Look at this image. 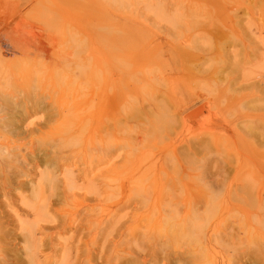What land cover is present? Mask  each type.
I'll use <instances>...</instances> for the list:
<instances>
[{"label":"bare ground","instance_id":"1","mask_svg":"<svg viewBox=\"0 0 264 264\" xmlns=\"http://www.w3.org/2000/svg\"><path fill=\"white\" fill-rule=\"evenodd\" d=\"M40 1H42V0H40ZM219 17H217V18H218V20L221 21V19H219ZM108 18L109 17H107V20H108ZM223 19H225V18H223ZM56 20L57 19H54V18H52V19L50 18L49 20H47V22L44 23L45 31H47L48 33L53 31V30L56 31L57 30L56 29L57 28ZM103 20H102V23L105 25V29L101 33V37L103 39L101 40V43H96V46H95V50L98 54L97 57H98L99 62H100V63L98 62L99 72H98V74H96L95 77L92 76L91 81H82L83 79H85V77L81 76V75H84L83 71L86 70L85 66H86V63H88L87 62L89 59L88 57H91V55H92L91 53H88L87 56L83 55L84 54L83 51L85 49H83V50L81 49L82 50V52H80V53H82L81 55H78V53L75 54V53L70 52L65 56H63V54H62L63 57L60 56L59 59H58V56L56 55V52H54L53 55H55L56 58L53 62L48 64L46 62L48 60L45 61V59L40 61V62H33V65L31 67H29L32 69L30 71H26L25 69H22V68H26L25 66H27V64L29 63L28 59L21 55V53L19 52V50L15 47V45L13 43H7L5 41L6 39L8 40V37H9L8 33H5L6 39H3L2 36L4 34L0 28V264H84V263L85 264H94V261L96 259L100 260L103 264H127L125 262V259H123L125 256L122 257L120 255L121 251L118 250V248L121 249L120 245H122L124 243L126 244V242H127V241H125L124 237H126V240L130 239V238H127V235L124 236V232L122 231V229H123L122 226L125 225V223H126L125 220L127 221V214L124 213V215H121V212L125 209L124 204H127L128 206L134 205V210H133V212L131 211V213H130L134 223H136L135 225L133 224L134 226H137L139 224L141 216L146 215L145 219L142 220V222H144V223L141 222L137 226L138 230L145 231V226L147 228L146 231L149 230L150 227H152V229L156 228L155 219L157 217L154 218V215H153V210H154V207L156 206L153 202L157 201L156 198L154 197L156 190H154V188L151 189V185L148 184L149 182H152L150 180L153 179L152 177H150L151 179L148 178L149 176L152 175V174L149 175L150 173L148 174L149 176L147 177L149 179V182H147L148 180L146 179L147 184H146V182L138 183V180H136L137 181V185H136L135 179L133 182L131 181L133 184H135V186H134L135 189L133 188L134 193L129 190L130 192H128V193H132L130 196L129 195H128V197L121 196L119 198L116 197L117 198L116 200L112 199L113 202L110 205L114 206L115 209L109 210V213H110V211L112 212L110 215L108 214L107 208L104 209V207L101 206V203H104V202L106 203L107 201L109 202V199L111 200L110 197L112 195H114V194L116 195L118 192L121 193L123 191V189L125 188V186L127 187V185H125L123 180L125 178L127 179V176L129 178V175L132 176L133 173H135L133 166H135L137 162L135 163V165L131 166L132 168H130V170L133 173L127 174V172H126L125 175H127V176H125V178H122L123 179L122 182L124 184L120 183V185H118L116 187H113V185H112V187H110V185L112 184L111 183L112 178L114 177V176H112L113 173H114V175L116 173V176H117V174L124 172V171L120 172V169L125 170V167L127 166V165H125V163H127V162H125L124 160H126V158H128V157L127 156L125 157L124 155H122V153L119 154V152H118L119 147H117L118 145H116V147H115V144L112 145L113 143H115V141L117 142L119 135L122 136V135L127 134V133L123 134L125 132L123 127L121 128L122 129L121 130V129H119L121 126H119V127L117 126L118 125L117 123H120L122 121L123 115L127 114L125 107L127 106V111H129V110L131 111L133 117H134L135 112H136L135 114H137V112H140V113H138V114H140L138 119L141 120V118H140L141 112H142V116H145L146 118H149L150 116L155 118L156 115L153 113L155 112V108L160 103V100H159L160 98H158L156 95H155L156 96L155 97L153 94H150L149 98H151L152 100L148 102L147 107H146V105L139 107V106H137V104H136V106H134L137 101H135L131 98V94L134 93V91L136 89H139V88H137L138 86L139 87L142 86V85L141 86L138 85L137 82L139 84H142V83L139 81H133V78L130 77V80H128V81L132 80V82H133V84H131L133 86H131V87L135 88L136 84L138 85V86H136L135 89L133 88V90H134L133 91L132 88L131 89L129 88V84H128L129 82L128 81H127L128 83L126 82V78H129V77H126V73H127L126 71L127 70L125 68H127V69L129 67L131 68L130 65H133V64L130 62L133 59H135V57L130 58V61H128L129 56L127 55V52L124 51V49H125L124 46L126 45V42H128L129 38L133 39V37H134L136 40L137 37L140 38L139 37L140 35L138 36V34L137 35L135 34L137 36L136 37L135 35L134 36L132 35L133 31L130 34V33L126 32L127 30L123 31L124 29L121 30V28L120 29L117 28V29L121 30V33H118V35L109 36L103 32H105L106 30H108L110 28H113V26H112V24H109L105 18ZM233 20H235V18ZM247 20H248V18H247ZM99 21H100V19L98 20V22ZM211 21H212L211 25H216V23L214 24L213 20H211ZM227 21H226V23H227ZM239 21H240V19L238 20V22ZM253 21L254 20H252V22ZM262 21H264V20H262ZM39 22L41 23L40 20H39ZM58 22H60V21H58ZM231 22H233V21H231ZM116 23H117V21H116ZM61 24H62V22H61ZM63 26H65V24ZM220 26H222V25H220ZM253 26H255V23L252 24V26H251L252 29H253ZM58 28H59V26H58ZM216 31H212V32H216ZM232 31H234V30H232ZM252 32H250V36L253 34H256V33H254V32L252 33ZM93 33H95V32H93ZM225 33H227V32L225 31ZM205 34L207 35L206 32H205ZM216 34H217V32H216ZM58 35L60 37V34H58ZM258 35H255V36H258ZM47 36L49 37L48 40H50L53 43L56 42V39L53 38L54 35H53V37H52V35H47ZM91 37H92V35H91ZM258 37L262 38L260 36H258ZM167 38H169V37H167ZM210 38H211V36H210ZM239 38L242 40L241 37H239ZM73 40L77 41V39H75V38ZM224 40H225V38H224ZM227 40H229V39H227ZM227 40H226V42H227ZM233 40L234 41H230V42H233V47L236 48V47H239L241 45L239 43V42H241V40H238L235 38ZM246 40H247V36H246ZM257 40H255V42H257ZM2 41H5V44H6L5 46L3 45L4 43ZM248 41H251L250 38L248 39ZM167 42H169V41H167ZM259 42H262V41L259 40ZM163 44H166V43H163ZM160 45H161L160 41H157L155 45H152L153 46L152 48L155 49ZM259 45L257 46L258 48H256V46L255 47L252 46L253 50H252V48H251V50H252L253 56H251V55L250 56L253 58L255 57V60L253 59V61H255L257 63L263 62L262 64L264 66V43H262V45L259 43ZM79 46H81V45H79ZM170 46H171V55L173 54L174 58L176 59L175 62H179L180 66H181L180 68L176 67V69L179 68V69L184 70L185 69L184 64L186 62L185 59L187 58V57H185L186 56L185 54L187 53V55L189 57V53L186 51V49L184 48L183 45H181L183 49L180 47V45H179V47L175 46V45H170ZM247 46H249V45H247ZM261 47H263V48H261ZM243 49L244 48L242 46V50ZM244 50H246V49H244ZM247 50H249V49H247ZM123 52H125L126 54H124ZM242 53H244V52H242ZM249 53H250V51H249ZM125 55H127L126 56L128 58L127 60L125 59L126 57L124 58ZM129 55H131V54H129ZM131 56H133V55H131ZM203 56H202L203 62L202 63L200 62L201 63L200 67L196 66L197 69H195L196 71H194L195 74H197V75H199V74L203 75L202 73H204L206 70H208V67H210V66H207V63H208L207 61H209V60H207ZM244 56H246V55H244ZM247 56L249 59L250 56L249 55H247ZM190 57H191V55H190ZM124 59L126 60V62H123V61H125ZM83 62H85V63H83ZM224 62H226V59H224ZM249 62H251L250 59H249ZM123 63L127 64V66L126 65L123 66ZM177 66H179V65H177ZM130 68L128 70H130ZM132 68L134 69V66H132ZM263 68H261V69L263 70ZM133 69L130 71L133 72ZM191 70L193 71L194 69L192 68V69H190V71ZM262 70H260V71H262ZM262 74H263V72H262ZM262 74H260L261 76H260L259 80L255 79V80L251 81L250 85H249L250 87H252V90H253L252 94L254 93L253 95H254L256 101L264 100V74L263 75ZM78 76H81L82 78L78 80L77 79ZM17 77L22 79L21 83L19 82L20 85L17 84ZM182 77L183 76L180 75L178 78H182ZM54 78L58 79L57 84L52 82ZM23 80H24V82H23ZM49 81H51V84H49L51 86L46 89V85ZM132 82H130V83H132ZM135 82H136V84H134ZM243 82H244V78L240 77L239 82H238V90H237L238 94H242L241 90H243V87H244ZM254 89H256V90H254ZM140 90L141 89H139V91ZM134 95H136V94H134ZM137 95H138V93H137ZM141 95H142V97H144L142 93H141ZM151 95H153L154 98ZM249 96H251V95H249ZM249 96H248V100H245V102L246 101L249 102ZM146 98H148V97H146ZM251 99H253V98L251 97ZM129 100L131 102L133 101L134 104L133 103L132 104L137 109V110L135 109L136 111L134 110V113L132 111V108L129 109L132 106V104H129V102H128ZM195 100H197V99H195ZM127 103L129 104V106ZM192 103H189V105L185 106V107L184 106L182 107V105H181V107H179L180 105H178V107L175 108L174 115L177 116V117H175V119L178 118V120L181 122V124L186 119H188L190 116H192L193 113H196L199 110H201L199 107V109H196L195 111H188L189 108L191 107ZM138 104H139V102H138ZM235 105H236V103H235ZM249 105H245L242 103L240 105V108H242V109H240V111H238V112H240L239 114H236V116L234 115L235 117L233 116L234 117L233 119H230V117L226 115L227 117H229V119L223 118L224 120H220V122L223 121L221 124L226 126L227 124H230L231 120H232V122H233L232 126L234 125L235 128L238 127L239 129H243L244 131H245V128H246V130L248 129L249 137H251V138H253V137L250 136V132H253L252 135L254 136V138L258 139V141L256 139L254 141L258 142V143L260 142V145L264 146V125H263L264 123L261 124L260 122H257L260 125L257 124V127L254 126L255 128L253 129V126L249 125V123L246 124V122H249V119H248V121H245L247 119L246 118V112H247L246 110L249 111V109L251 108L250 110H252L251 112L253 113L255 111L257 112L258 110H259L258 112H261L262 109L264 111V108L252 109V106L250 105L251 106L250 107ZM229 108L230 107H228L227 110H229ZM234 108H235V106H234ZM237 108H238V106H237ZM176 109H178V110H176ZM229 111H231V110H229ZM223 112H224V110H223ZM230 113H228V114H230ZM221 114H223V113H221ZM225 114H227V113H225ZM152 115H154V116H152ZM142 119H144V117ZM251 120H250V122H253V124H254V119H253V121H251ZM156 121H155V123H156ZM218 121H219V119H218ZM54 122L58 123L57 127H56V123H54ZM142 122H143V124L141 122H140V124L144 125V121H142ZM148 122H150V124H152L151 120ZM185 123H186V121H185ZM53 124L55 125L54 130L56 129L55 131H57V132L49 134L50 136L48 138L45 137V135L48 134L49 131L53 130V128H52ZM120 124L122 125V123H120ZM133 125H134V123H133ZM123 126L125 127L126 125L123 124ZM144 126H145V128H147V132L148 133L150 132L149 133L150 135H152V134L154 135V130L151 133L152 129L150 126L146 127L147 124ZM155 126H156V124H155ZM217 126L218 125H216L215 127H217ZM249 126H251L252 128ZM130 127H131V125H130ZM130 127H129V129H130ZM129 129L126 128V130H129ZM154 129H155V127H154ZM211 129L213 130L212 127H211ZM132 130H134V128ZM138 130H139V128H138ZM144 130H146V129H144ZM252 130H254V131H252ZM131 131H130V134L133 133V132L131 133ZM173 131H175V130H173ZM238 132L242 133L239 130H238ZM144 133L145 132L143 131V136H144ZM174 133H173V135H175ZM177 133H176V136H177ZM212 133H213V131H212ZM235 133H237V131ZM149 134H147V135L149 137H151ZM171 134H170V136H171ZM153 135L151 137L152 138L151 140L147 136L148 141L146 142V144L150 140L152 142L151 143L152 145L150 144V142L148 144H150L151 147L155 146V145L153 146L154 142L152 140L156 141V139H154L156 135H154V137H153ZM140 136L143 137L142 131H140V130L138 132H136L135 136H133L132 138L130 136V141H132L131 145H130L131 147H134V148L136 147V145L138 144L136 141L139 138H141ZM207 136L208 135H206V134L204 137L201 135L197 136V137L194 136L195 138H193V139H190L193 136L189 137L185 141V144L187 145L186 147L188 148V150H197V148H199L201 145L202 146L204 145V147H205V144L210 142L209 140H208V142H205V141H207V139L205 138ZM247 136H248V134H247ZM249 137H246V138L248 139ZM173 138H174V136H173ZM173 138H171V139H173ZM177 138H178V136H177ZM208 138H209V136H208ZM251 138H249V139H251ZM143 139L141 138V140H139V141L140 142L142 141L143 144H145L146 140L145 139L143 140ZM253 139L249 140L250 145H251V142H254V141H252ZM230 140H233V139H230ZM242 140L243 139L240 138L241 142H242ZM130 141H128L126 143H130ZM161 141H163V140H161ZM119 142L123 143L125 141H123L121 139ZM223 142H225V141H223ZM255 142L253 144H255ZM156 143L157 142H155V144ZM212 143H214V142H212ZM218 143H220V142H218ZM258 143H256V144H258ZM143 144L139 143V146H137L138 148H136L135 150L138 151L140 145H143ZM242 144H244V146H246L248 143L247 142H246V144L244 142L240 143L241 147H242ZM210 145L206 144V147L207 146L210 147ZM212 145H211V147H212ZM238 145H239V142H238ZM122 146H124L125 149H127L126 148L127 145H125V143ZM165 146L167 147V145H165ZM222 146H221V150L224 149V148H222ZM252 146L253 145H251L250 147H252ZM148 147H149V145H148ZM148 147H146V148L148 149ZM206 147H205V149H206ZM213 147H214L213 149H217V147L220 148L219 145H217V147L216 146H213ZM246 147H249V146L247 145ZM246 147H244V149H246ZM255 147H257V146H255ZM120 148L122 149L123 147H120ZM164 148H163V150H165ZM173 148L174 147H172V149ZM151 149H153V148H151ZM151 149H150V153L152 154ZM156 149H157V147L155 148V150ZM205 149H203V150H205ZM255 149L256 148H254V151L251 152L250 155L248 156V159L255 162L254 165H256V162H263L264 161V150H260V147L256 151H255ZM261 149H264V148L262 147ZM122 150H124V149H122ZM122 150H121V152H122ZM128 150H129V148H128ZM169 150L172 151L171 149H169ZM199 150H200V148H199ZM246 150H247L246 152L249 153L250 148H248ZM124 151H126V150H124ZM139 151L141 152V149H139ZM174 151H176V150H174ZM182 151H185L184 148L182 149ZM182 151H179V152H181L183 155L184 152H182ZM222 151H224V150H222ZM130 152H132V151L130 150L129 153ZM140 152L137 154H140ZM147 152L148 153L146 156L143 154L144 158H146L145 159L146 161L143 160L144 158L139 159L140 157L138 158L137 161H140V162L144 161V163L146 164L149 161V159L151 158V155L149 154V150ZM156 152L154 151L155 154H156ZM213 152H215V151H213ZM213 152L211 151L210 153L213 154ZM141 153H145V152H141ZM195 153H196V151H195ZM219 153H221V151ZM237 153H238V151H237ZM134 154H136V153H134ZM137 154H136V156H137ZM187 154H188V152H187ZM187 154H185V155H187ZM212 154H210V155H212ZM238 154H240V153H238ZM131 155H132V153H131ZM131 155H130V158H131ZM133 155H132V161H134V158L136 157ZM173 155H175V154H173ZM189 155H190V153L188 154V157H189ZM222 155H223V153H222ZM215 156H217V155L214 154V157ZM234 156H236V155L234 154ZM242 156H238L237 158L229 157V155H228V157H225V155H224L223 158H222V156H218L219 158H221V161L223 163L219 160L220 161L219 163H222V165L220 164L221 165L220 167H218L219 166L218 164L216 166L210 165V166H212L211 168L214 167V170H216V171H214L213 175L215 174L216 176H218L220 174L223 176H227L229 174V172L231 171L230 169H233L234 167L238 168V166L241 168L244 165L243 163L246 162V160H245L246 157H242ZM147 157H150V158L147 159ZM185 157H187V156H185ZM122 158H123V161H121ZM173 158L176 161V158L175 157H173ZM177 158H179V157L177 156ZM206 159H205V161H206ZM135 160H136V158H135ZM185 160L188 161L189 159L186 158ZM132 161L130 162L131 164H132ZM157 161L158 160H156L155 163ZM144 163L142 162V165ZM176 163H178V162L176 161ZM208 164H209V162H208ZM210 164H213V163H210ZM214 164H215V162H214ZM152 165H154V162L152 163ZM258 165L260 166V164H258ZM258 165H256V166H258ZM128 166H130V164ZM175 166H176V168H175V170H176L179 166V163H178V165L176 164ZM200 166H202L201 168L203 169V166H205V164L204 165L201 164ZM207 166H205L206 168H204V171L207 168L212 170L210 168V166H208V167ZM150 167L155 168V166H150ZM246 167H248V166H246ZM145 168H144V170H145ZM188 168L191 170L194 169V168H191V166ZM237 168H236V170H237ZM248 168H250V167H248ZM261 168L262 169L260 172H262V170L264 171V165ZM128 169H129V167H128ZM179 169L180 168H178V170ZM189 169H188V171H189ZM241 169H240L241 172H243L244 169L243 168H241ZM147 170L149 171V169H147ZM253 170H255V169H253ZM206 171H208V170H206ZM181 172H183V171H179L178 173H181ZM202 172H203V170H202ZM238 172H236V173H238ZM257 172H259V171H257ZM217 173H218V175H217ZM121 174H119L118 177ZM139 174L143 175V173L142 174L139 173ZM185 175H183L182 177H184ZM188 175H189V173H188ZM188 175H186V177ZM237 175L239 176V175H241V173L239 172ZM261 175L264 177V173L263 174L257 173L254 176H261ZM121 176H124V174ZM144 176L146 177L147 174L146 175L144 174L143 177ZM197 176L199 178L201 177V175L200 176L197 175ZM252 176L250 177L249 175H247V177H250L247 180H244L245 177H243V179L241 181H239L241 183L239 186H236V188L234 187L235 189L231 188V189L235 190L234 193H235V197H236V198H234L235 200L230 198L231 200L234 201L231 204L232 208H236L238 206V204H237L238 202L241 204V202L244 198H246L250 203L256 204L258 207L264 206V193H263L264 191H263V189L261 190L263 192H261L260 190L258 191V189H257V191L254 190V189H256L255 187H257L255 183H257L259 177H252ZM143 177L141 176V178H142L141 180H144ZM263 177H262V179L264 180ZM135 178H137V177H135ZM213 178H212V180H213ZM179 179H180V177H179ZM208 179H211V177L210 178L208 177ZM255 179H256V181H254ZM110 180H111V182H110ZM113 180H114V178H113ZM131 180H132V178H131ZM206 180H207V178H206ZM206 180H205V178L203 179L204 182H206ZM212 180L209 181V183L212 182ZM154 181L155 180H153L152 184H154ZM213 181H215V179ZM126 182H127V180H126ZM207 182H208V180H207ZM216 182H217V180H216ZM217 183H219V182H217ZM127 184H128V182H127ZM155 184H157V180L155 181ZM173 185H174V183H173ZM207 185H209V184H207ZM214 185H216V184L214 183ZM214 185H212V186H214ZM131 187H133V186L131 185ZM198 187L200 188L199 185H198ZM258 187L261 189L260 186H258ZM201 188L204 189V187H201ZM197 190H199V189H197ZM197 190H195V191H197ZM172 191L174 192L175 190L171 189V195L173 193ZM199 191H201V190H199ZM199 191H197V192H199ZM15 192H17L18 194L15 195ZM174 194L175 193H173V195ZM199 194L203 195L201 192ZM103 195H105V196L103 197ZM115 195H114V197H115ZM175 196H176V194H175ZM175 196H174V199H175ZM195 196L197 197V194ZM151 197L154 198V201H152V200L148 201L149 198L152 199ZM203 198H204V195L200 199H203ZM181 202H182V200H181ZM198 202H200V204L202 205L201 200ZM206 202L207 201H205L204 202L205 204L202 206H204L205 209L208 210L209 205H207V208H206V204H207ZM194 203H195V200H194ZM195 204H194V206H195ZM226 204H225V206H226ZM65 205H66V207H64ZM61 206H62V209H61ZM221 207H219V208L221 209ZM195 208H196L195 211H197L196 206L194 207V209ZM199 208L200 207H198V211H199ZM219 208H218V210H217V207L212 208V209L216 210L218 213V211H220ZM194 209L191 210L193 213L192 215L196 214V213L194 214ZM212 209H211V211L215 215V211H213ZM230 210H232V209H230ZM230 210H229V213H231ZM128 211L129 210H127V213H128ZM191 211H190V213H191ZM198 211H197V213H198ZM209 211H207V213H208V215H210V217H208L206 215L208 217V219L215 217V216H212L213 214H210L211 211H210V213H209ZM224 211L226 213L227 209H225ZM144 212H147V214H145ZM143 213H144V215H143ZM202 213H203V211H202ZM204 213H205V211H204ZM204 213L202 215L198 213L197 215H199V217L202 216L204 218V216H205ZM197 215H196V217L199 218ZM187 217H188V215H187ZM202 217H200L198 220L201 219V221H203L205 223L207 218L202 219ZM217 217H219V216H217ZM220 217H219V219H220ZM141 218H143V217H141ZM197 218H195L194 220H197ZM130 219H131V217L129 218V221H130ZM188 219H187V221H188ZM214 219H216V218H212V220H214ZM227 219H229L228 216H227ZM198 220L195 221V222H197V224H198ZM263 220H261V221H263ZM129 221H127V223L130 224ZM190 221H191V219H190ZM223 221H226L225 218L223 219ZM123 222H124V225H123ZM209 222L212 224V222H214V221L211 222L208 220L207 223H209ZM226 222H223V223L226 224ZM127 223H126V227L129 225V224L127 225ZM169 223H171V225H172L174 222L173 223L169 222ZM228 223H229V221H228ZM263 223H264V221H263ZM161 224H162V222H161ZM183 224H184V222H183ZM190 224H191V222H190ZM168 225H170V224H167V226ZM179 225L178 226L175 225V226L180 227ZM186 225L184 224V226H186L188 228V223ZM210 225H209V227L212 229V227ZM236 225H237V223L235 224V226L230 225L229 228L227 227L228 229L226 230V232L223 230L225 233L223 235L218 234L219 237L217 236L216 237L217 239L214 242L217 244H221L222 245L221 247H223V245L224 246H226V245L233 246V244H235L234 242L236 239H237V242L238 241L240 242V240H238V238H236L237 231H238V229L237 230L235 229L237 227ZM246 225L247 224H245V226ZM161 227H162V225H160V228H158V229L162 230ZM196 227H197L196 225H192L189 229L179 230V231L180 232L184 231V233L188 232L191 236V235H194V233H195L194 231H195ZM209 227L206 226L205 227L206 230H208L207 228H209ZM124 228H125V226H124ZM216 228H215V230H216ZM237 228H239V226ZM245 228L247 230L249 229L248 226ZM173 229H175V228H173ZM173 229H172V231H173ZM196 229H198V228H196ZM241 229H243V231H245L244 228H241ZM135 230H137V229L134 228V232L130 230L131 232H133L132 234H129V235H131V238L133 240L130 242L137 245L139 247V249L141 250L143 248V245H141L139 242L140 237L138 236V230L137 231H135ZM175 230H177V229H175ZM156 231H154V232L156 233ZM159 231L157 234H160ZM127 232H129V231H127ZM127 232H126V234H127ZM216 232H217V230H216ZM238 232H240V231H238ZM145 233L146 232H142V234H145ZM153 233H151V234H153ZM163 233L164 232L161 231V234H163ZM176 233L178 234L177 231H176ZM188 233H185V234H188ZM199 233H201V232H199ZM218 233H219V231H218ZM220 233H222V232H220ZM170 234H171V232H170ZM185 234H183V235H185ZM189 234L185 235V236H189ZM205 234H206V232H205ZM238 234L240 235L242 233L240 232ZM245 234L248 235L249 232H246ZM147 235H149V234L147 233ZM153 235L155 236V234H153ZM153 235H150V237H148L149 240L152 238ZM196 235L198 236V233ZM196 235L193 237L195 238ZM200 235H202V234H200ZM214 235H215V233H214ZM239 235H237V236H239ZM66 236H68L66 240H63V241H60L59 239L57 240V238L61 239L62 237H66ZM163 236H166V235L163 234ZM159 237L162 238V236H160V235H159ZM178 237L181 238V236H178ZM142 238H144V237H142ZM144 239H147V237H145ZM144 239H142V241ZM162 239L165 240V238H162ZM166 239H168L167 236H166ZM190 239L186 240L187 243H188V241H189V243H191ZM174 240H176V239H174ZM191 240L193 241V238ZM212 240H213V238H212ZM170 241H169L168 245L171 244ZM250 241H251V239H250ZM128 242H129V240H128ZM153 242H154V238H153ZM157 242L155 245L151 244V246L149 245L150 244V242H149L148 245H149L150 250L153 251L156 247L157 248L160 247V248L158 250H155L156 252H154L153 254L149 255L150 257H152L153 262L144 261L143 262L144 264H159V262H164V261L167 262L166 264H219V262H220V261L219 262L216 261V259H217L216 257H215L216 259H214L212 257L210 260L207 259V262L206 261L204 262L199 257H197V255H196L197 253L194 254V253L187 252L186 255L184 254L185 252L184 253H178L175 255L167 254V253L163 252L165 249H168V246H167V248H165V246H163V245H167V244L160 245L161 243L157 244ZM194 242H196V241L194 240ZM212 242L210 241L209 243L207 242L206 244H204V242H203V244H204L203 248L207 249L208 248L207 246L209 244L211 245ZM263 242H264V240H263ZM263 242L261 240V242H259V244L263 243ZM132 243H131V245L130 244L129 245L133 246ZM151 243H152V241H151ZM166 243H167V241H166ZM187 243H186V245H188ZM82 244H84L83 245L84 247L82 246ZM203 244H201V245H203ZM217 244H214V245H217ZM176 245H177V242H176ZM179 245H182V244L180 243ZM173 246H175V245H173ZM182 246H180V247L182 248ZM192 246H194V245H192ZM254 246H255V244H254ZM256 247H257V245H256ZM112 248H114V250L111 252ZM129 248L127 250H130ZM240 248H241V246H240ZM83 249H84V251H82ZM209 249H210V247H209ZM213 249L214 248H212L211 251H213ZM258 249H260V248L258 247ZM258 249H255V250H258ZM184 250L185 249H183L182 251H184ZM241 250H242V248H241ZM241 250L239 252H241ZM134 251H135V249H134ZM170 251H171V249H170ZM172 251H173V249H172ZM137 252H140V251L137 250ZM148 252L150 253V251H148ZM253 252L254 251L252 250V253ZM111 253H113L115 256H113V254H111ZM205 253L208 254L207 252H205ZM252 253H250V252L243 253L242 252V254H243V256L241 257L242 259L239 258L238 257L239 255L237 254L238 258L236 259V264H238V263L245 264L246 263L245 259H247V260L249 259V260L254 261L255 258L256 259L258 258V259H261L264 261V253L262 251L260 252V254L259 253L255 254L256 257ZM21 254L23 255L22 258H21ZM209 254H211V253H209ZM125 255H127V254H125ZM129 255H130V252H129ZM129 255H128V257H129ZM132 255H130V256H132ZM140 255L142 256V251L140 252ZM219 255H221V254H219ZM229 256H231V255H229ZM143 257H142V260H143ZM186 257H187V259H186ZM201 258H202V256H201ZM79 260H80V262H79ZM132 260H133L132 264H134V263L139 264L141 262L140 258L137 256H136V258H134ZM130 261H131V259H130ZM130 261H128V262L130 263ZM258 261L259 262L256 264L260 263V260H258ZM225 263L228 264V262H225ZM250 263H251V261H250ZM161 264H165V263H161Z\"/></svg>","mask_w":264,"mask_h":264},{"label":"rangeland","instance_id":"2","mask_svg":"<svg viewBox=\"0 0 264 264\" xmlns=\"http://www.w3.org/2000/svg\"><path fill=\"white\" fill-rule=\"evenodd\" d=\"M107 17H109L108 20H107ZM217 17H219V19H221V21L218 20ZM222 17L225 19H223ZM50 18L51 19L52 18L57 19L56 20V23H57L56 29L57 30L56 31L53 30V31L48 33L47 31H45L44 23H46L47 20H49ZM104 18L106 19V21L109 24H112V26H113V28H110V29L106 30L105 32H103L109 36L118 35V33H121V30H123V29H124L123 31L127 30L126 32H128L130 34L133 31L132 32L133 36L135 34L136 35L138 34V36L140 35L139 36L140 38H138L135 35L137 37L136 40L134 37H133V39L129 38L128 42H126V45L124 44L126 46V47L124 46L125 49L123 48L124 51H126L127 55L129 56V59L126 57L127 55L124 56V58L126 57L125 58L126 60L128 59V61H130V58L135 57V59H133L130 62L133 65H130L131 68L129 67L130 70H132L133 69L132 66H134L133 72L128 70L129 68L128 69L125 68L127 70L126 71L127 72L126 77H129V78H126V82L128 80H130V77H132L133 81H139L142 83V84H139L137 82L138 85H140V86L142 85L141 87H139L136 84V82L134 83V84H136V86H138L137 88L141 89L140 90L141 92H140L139 89H136L135 91L133 90L134 87L133 88L131 87V86H133V85H131V84H133L132 80L128 81L129 83L127 82L129 84V88L130 89L132 88V90L134 91V93L131 94V98L133 100L137 101L134 106H136V104H137V106H139V107L145 106V105L147 107L148 102L152 100L151 98H149L150 94H153L154 96L156 95L158 98H160L159 99L160 103L155 108V112L153 113L156 115L155 118L151 117V116L149 118H146L145 116H142V112H141V116H140L141 120L138 119L139 115H140L138 113H140V112H137V114H135L136 112L134 113V110L136 108L133 106V104H134L133 101L131 102L129 100L128 101L129 104H132V103L133 104L130 108L129 107L128 108L129 109L132 108V111L134 113V117L132 116V113L129 109H128L129 111H127V106H126L125 110H126L127 114L123 115L122 121L120 122V123H122V125L120 123H117L118 127L121 126L119 129H121L122 127L124 128L125 132L123 134L127 133L125 135L121 134L122 136L119 135L118 140L120 141L122 139L125 142L121 143L118 140H117V142L115 141V143L112 142L113 143L112 145L115 144V147H116V145H118L117 147H119V151H118L119 154L122 153V155H124L125 157L127 156L128 158H126V160H124L125 162H127V163H125V165H127L126 166L127 168L125 167V170L120 169V172L121 171H124V172H121L122 174L119 173L121 175L124 174V176L120 175L118 177L119 174H117V176H116V173H115V175L113 173L112 176H114L113 177L114 180H113V178H112V182L110 180V182L112 183V184L110 183L111 184L110 187H112V185H113V187H116V186L120 185V183L121 184L125 183V185H127V187L125 186V188L123 189V191L121 193L118 192L116 195L114 194L115 197H114V195H112L110 197L111 200L109 199V202L108 201L106 202L107 204L105 202L101 203V206L104 207V209L107 208L109 215L112 213L111 211L109 213V210L115 209L114 206L110 205L113 202L112 199L116 200L117 199L116 197L119 198L121 196L128 197V195L130 196L132 194V193H128L130 191H132L134 193L133 190L135 189V187H134L135 184L132 183L134 181V179H135V181L138 180V183L146 182V179L148 180L147 182H149V179H151L150 177L153 178L150 180L152 182H153V180H155V181L157 180V184H155V181H154V184H152V182L148 183L151 185V189L154 188V190H156L154 197L156 198L157 201H154L153 197H151L152 199H150V198L148 199V201H150V200L154 201L153 203L156 205V206L154 205L155 207L153 210L154 218L157 217L155 219L156 228L152 229V227H150L151 225L149 224L150 225L149 226L150 228L148 227L149 230L146 231L147 228L145 225H144L145 231L138 230L137 226L142 222V220L145 219L146 215L141 216L143 218L140 217L139 224L137 226H134L136 223H134L132 216L130 215L131 211L133 212V210H134V205H129L130 206L129 207L127 204H124V208L126 210L124 209L121 212V215H124V213H126L127 214V221H129V218L131 217V219L129 221L130 224L127 223V221L125 220L127 225L129 224L131 227L129 225H128L129 227L128 226L126 227V223L124 225V222H123V225L125 226V228H124V226H122L123 229L122 228L121 229L124 232V236L127 235V238H130V239L126 240V237H124L125 241H127V242H126V244L124 243V244L120 245L121 249L118 248V250L121 251L120 255L122 257L125 256L123 259H125V262L127 264H132V261H133L132 259L136 258V256L140 258L141 262L139 264H142L144 261L153 262L152 257H150L149 255L156 252L155 250H158L160 247L158 246L159 248L156 247L152 251V250H150L149 245L150 246H151V244L155 245L157 241H158L157 244L161 243L160 245L167 244V245H163V246H165V248H167V246H168V249H165L167 252L164 250L163 251L164 253L173 254V255L178 254V253H184V252H185L184 253L185 255L187 254V252L194 253V254L197 253L196 254L197 257H199L202 261L207 262V259L210 260L213 257L214 259L217 258L216 259L217 262L220 261L219 264H226L225 262H228V264H236V259L238 257L241 258L243 256L242 252L243 253H246V252L252 253V250H253L254 251L252 253L253 255H255L257 253L260 254L261 251L264 253V251H263L264 250V242H263V240H264V226H263L264 225V223H263V221H264L263 220L264 219V206H260L261 207L260 208L256 204L250 203L246 198H244L242 200L241 204L238 202L237 203L238 206L236 208H232V205H231L232 202H234L233 200H235L234 198H236L235 193H234L235 190H233V189H235L236 186H239L241 184L239 181H241L243 179V177H245L244 180L249 179L252 175H253L252 177H259L257 183H255L257 187H255L256 189H254V190L257 191V189H258V191L259 190L261 191L263 189V191H264V180L262 179L263 176L262 175L261 176H254L257 173H261V174L264 173L263 170H262V172H260L262 169L261 167L264 165V161L263 162H256V165L260 164V166H261L260 167L259 165L258 166L254 165L255 162L248 159V156L250 155L251 152L254 151V148H256L255 151L259 147H260V150H264V149H261L262 147L264 148V146L260 145V142L258 143V142L254 141L255 139L258 141V139L254 138V136L252 135L253 132H250V136H252L254 139L249 137L248 129L246 130V128H245V131H244L243 129H239L238 127H236L237 128L236 129L234 127V125L232 126V124H233L232 120L230 123L231 125L227 124L226 126L221 124L223 121L220 122V120L229 119V117H230V119H233L236 116V114H239L240 112H238V111H240V109H242V108H240V105L242 103L245 105L250 104L252 106V109L264 108V100L256 101V99L253 95L254 93L252 94V92H253L252 87L249 86L251 81H253L255 79L259 80V78L261 76L260 74H262V72L264 74V68H263L264 66L262 64L263 62L257 63L255 61H253V59L255 60V57L254 58L251 57V56H253V54H252L253 47L256 46V48H258L257 46L259 45V43L261 45H262V43H264V37H263L264 36V21H262V20H264V0H44V1L43 0L42 1H40V0H0V28L4 34L2 37H3V39H6L5 33H8V36H9L8 40L6 39L5 41L7 43H13L15 45V47L19 50L21 55L28 59L29 63L27 64V66H25L26 68H22V69H25L26 71H30L32 68H29V67H31L33 65V62H40L44 59H45V61L48 60V61H46L48 64L53 62L56 58V56L53 55L54 52H56V55L58 56V59H59L60 56H62V54H63V56H65L70 52L75 53V54L78 53V55H81L82 53H80V52H82V50L85 49L83 51L84 52L83 55L87 56L88 53H91L92 55H91V57H88L89 58L87 61L88 63H86V66H85L86 70L83 71L84 75H81L82 77H85V79H83L82 81H91L92 76L95 77L96 74H98V72H99V66H98L99 59L97 57L98 54L95 50V46H96V43H101V40L103 39L101 37V33L105 29V25L102 23V20ZM234 18H235V20H233ZM247 18H248V20H247ZM99 19H100V21H99L100 23L98 22ZM226 19L227 20L229 19V20L227 21ZM237 19L238 20L240 19V21L238 22ZM39 20L41 21V23L39 22ZM211 20H213L214 24L216 23V25H211V23H212ZM230 20L233 22H231ZM252 20H254V21L252 22ZM58 21H60V22H58ZM116 21H117V23H116ZM226 21H227V23H226ZM61 22L63 25L65 24V26H63L61 24ZM253 23H255V26H253V29H252L251 26ZM220 25H222V26H220ZM58 26H59V28H58ZM117 28H119V29L121 28V30H119ZM232 30H234V31H232ZM212 31H216L217 34H216V32H212ZM225 31L227 33H225ZM249 31L250 32L253 31L256 34H253L250 36ZM93 32H95L96 34ZM205 32L207 33V35L205 34ZM58 34H60V37ZM47 35H52V37L54 35L53 38L56 39V42L53 43L50 40H48L49 37ZM91 35H92V37H91ZM245 35L247 36V40H246ZM255 35H258L262 38H259L258 36H255ZM166 36L169 38H167ZM210 36H211V38H210ZM238 36L241 37L242 40ZM74 38L77 39V41H74L73 40ZM224 38H225V40H224ZM226 38L229 40H227ZM234 38L241 40V42H239V43L241 45L243 44L242 46L246 50H244V49L242 50L241 45L239 47H236V48L233 47V42H230V41H234L233 40ZM249 38L251 41H248ZM226 40H227V42H226ZM255 40H257V42H255ZM259 40H261L262 42H259ZM5 41H2L4 43L3 44L4 46L6 45ZM157 41H160L161 45L158 46L159 48L157 47V48L153 49L152 45H155ZM167 41H169V42H167ZM163 43H166V44H163ZM79 45H81V46H79ZM170 45H175L178 47L180 45L181 48H182L181 45H183L184 48L186 49V51L189 53V57H188L187 53L185 54L186 55L185 57H187V58L185 59L186 62L184 64V68H185L184 70L179 69L181 67L180 63L175 62L176 59L174 58L173 54L171 55V46ZM247 45H249V46H247ZM251 48H252V50H251ZM261 48H263V47H261ZM247 49H249V50H247ZM249 51H250V53H249ZM242 52H244V53H242ZM123 53L126 54L125 52H123ZM129 54H131L133 56H131ZM190 55H191V57H190ZM244 55H246V56H244ZM247 55H249V56L251 55L249 57L251 62H249ZM202 56L210 61V62L207 61L208 62L207 66H210V67H208V70H206L204 73H202L203 75H200V74L197 75V74H195L194 71H196L195 69H197L198 66L200 67V64L203 62ZM224 59H226V62H224ZM126 60L123 62H126ZM83 63H85V62H83ZM124 65L127 66V64L123 63V66ZM177 65H179V66H177ZM176 67H179V68L176 69ZM192 68L194 70L190 71V69H192ZM261 68H263V70ZM260 70H262V71H260ZM180 75H182L183 77L178 78ZM81 76H78L77 79L78 80L81 79L82 78ZM240 77L244 78V82H243L244 87H243V90H241L242 94L237 93L238 82H239ZM21 81H22V79L17 77V84L20 85ZM57 81H58V79L54 78L52 82L57 84ZM23 82H24V80H23ZM130 82H132V83H130ZM49 84H51V81H49L47 83L46 89L51 86ZM136 86H135V88H136ZM254 90H256V89H254ZM137 93H138V95H137ZM141 93L143 94L144 97H142ZM134 94H136V95H134ZM153 95H151V96H153ZM249 95H251V96H249ZM154 96H153V98H154ZM248 96H249V102H247V101L245 102V100H248ZM146 97H148V98H146ZM251 97L253 99H251ZM195 99H197V100H195ZM138 102H139V104H138ZM189 103H192V104H191V107L189 108L188 111H195L196 109H199V107L201 110H199L196 113H193L192 114V116L194 115L193 117L190 116L188 119H186L185 121L187 124L185 123V121L182 122V124H181V122L178 120V118L175 119V117H177L176 115H174L175 108L178 107V105H180L179 107H181V105H182V107L188 106ZM235 103H236V105H235ZM129 104H128V106H129ZM234 106L236 109L234 108ZM237 106H238V108H237ZM228 107H230L229 110H231L232 112L227 110ZM250 109H249V111L251 112L252 110H250ZM176 110H178V109H176ZM223 110H224V112H223ZM246 111H247L246 112V118L247 119L245 121H248V119H249V122H246V124L249 123V125L253 126V129L255 128L254 126L257 127V124L260 125L257 122H260L261 124L264 123V111H263V109H262V111L260 110L261 112H258L259 111L258 110L257 111L258 113L256 111L253 112L254 114L252 112L250 113L248 110H246ZM221 113H223V114H221ZM225 113H227V114H225ZM228 113H230V114H228ZM226 115L229 117H227ZM152 116H154V115H152ZM126 117L127 118L129 117V118L127 119ZM143 117H144V119H142ZM218 119H219V121H218ZM253 119H254V124H253V122H250V120L253 121ZM150 120L152 121L151 123L154 126L152 124H150V122H148ZM154 120L155 121L157 120L156 123ZM142 121H144V125L147 124L146 127H149V126L151 127L152 130L149 128L151 130V133L154 130V135H156L154 138V139H156V141L152 140L154 142L153 146L155 145L154 147H151L152 142L150 141L152 139L151 137L153 134L150 135L149 134L150 132L149 133L147 132V128H145V126L142 125L143 124ZM140 122L142 124H140ZM54 123H56V127H57L58 123L57 122H54ZM133 123L136 127L133 125ZM154 123L156 124V126ZM123 124L126 125L125 127L127 129H129V127L131 125L130 129L126 130V128L123 126ZM216 125H218V126L215 127ZM54 126L55 125L53 124L52 125L53 130L50 129L51 131H49L48 134L45 135V137L48 138L50 136L49 134L57 132V131H55L56 129L54 130ZM251 126H249V127H251ZM154 127H155V129H154ZM211 127L213 128V130L211 129ZM131 128L132 129L134 128L135 131L132 130ZM138 128L140 131H142V136H143V131L145 132L144 136L143 137L140 136V137L142 139L144 138L146 141H145V144H143L142 141L141 142L139 141V140H141V138H139L136 141L138 144L134 148V147L130 146L131 142H132V141H130V136H131V138L133 136H135L136 132L139 131ZM144 129H146V130H144ZM173 130H175V131H173ZM238 130L242 133H239ZM130 131H131V133L132 132L133 133L130 134ZM212 131H213V133H212ZM236 131L238 134L235 133ZM252 131H254V130H252ZM173 133L175 135H173ZM176 133H177L178 138L176 136ZM243 133L244 134L246 133V134L244 135ZM147 134H149L151 137H149ZM170 134H171V136H170ZM205 134L209 136V138H208V136L205 137L207 139V141H205V142H208V140L210 141L206 144H208V145L213 144L212 147L210 145V147L207 146L208 147L207 148L206 144H205L206 149H205L204 145L203 146L201 145L199 147L200 150H199V148H197V150H188V148L186 147L187 145L185 144V141L189 137L193 136L190 139H193V138L200 136V135L204 137ZM247 134H248V136H247ZM146 135L149 137V139H150L149 142L151 145L148 144L149 142L146 144V142L148 141ZM154 135H153V137H154ZM172 135L174 136V138ZM246 137L253 139L252 141H254L255 144L256 143H258V144L255 145V144H253L254 142H251V145H253V146L250 147L251 145L249 143V140H251V139L248 138L249 139L248 140ZM171 138H173L174 140ZM229 138L233 139V140H230ZM240 138L243 139L242 142H244L245 144L247 142L248 143L247 145L249 147H246L247 145L244 146V144H242V147H241L240 143H242V142L240 141ZM127 140L130 141V143H126V142H128ZM161 140H163L164 142ZM223 141H225V142L227 141V142L225 143ZM155 142H157V143L155 144ZM212 142H214V143H212ZM218 142H220L221 144ZM238 142H239V145H238ZM120 143L122 145L125 143V145H127V147H126L127 149H125V147L122 146ZM139 143L143 144V145H140L141 148L139 147V149H141V152H145V153H141L139 151V149H138V151L135 150L136 148H138L137 146H139ZM148 145H149V147H148ZM165 145H167V147ZM217 145H219L220 148H218ZM254 145L257 147L259 145L260 146L257 148ZM145 146L148 147V149ZM213 146H216L217 149H213L214 148ZM221 146H222V148H224V149H222L224 151L221 150ZM120 147H123L122 149H124L126 151L122 150ZM156 147H157V149L155 150ZM172 147H174L173 149L176 151H174L172 149ZM182 147L184 148L185 151H182V149H183ZM244 147H246V149L250 148V151L248 150L249 153L246 152L247 150L244 149ZM128 148H129V150H128ZM151 148H153V149H151ZM163 148L165 150H163ZM202 148L205 150H203ZM150 149H151L152 154L154 156L150 153ZM169 149H171L172 151H170ZM121 150H122V152H121ZM130 150L132 152L129 153ZM148 150H149V154L151 155V158L147 157V159H149V158L150 159H149V161L147 160L148 162L145 164L144 161H146L145 160L146 158H144L143 154L146 156L148 153L147 152ZM154 151L155 152L157 151L156 154L154 153ZM179 151L184 152L183 155ZM195 151H196V153H195ZM211 151L212 152L215 151V152H213V154H212V153H210ZM218 151L219 152L221 151V153H219ZM237 151L240 154H238ZM139 152H140V154H137ZM187 152H188V154L190 153L189 157H188ZM131 153H132V155L134 153L137 154V156H136V154L133 155V156H136L135 157L136 160L133 157L134 161H132ZM209 153L212 155H210ZM222 153H223V155H222ZM173 154H175V155H173ZM185 154H187V155H185ZM214 154L217 156L214 157ZM234 154L236 156H234ZM130 155H131V158H130ZM224 155H225V157H228V155H229V157H232V158H237L238 156H242V155H243L242 157H246V159H245L246 164L243 163L244 165L241 167L244 169L243 172L244 171L245 172L244 173L241 172L242 169L238 166V168L236 167L237 170L235 167H234L235 169L234 168L230 169L231 171L229 172V174L227 176H223L220 174L218 175V173H217L218 176H216L215 174L213 175L214 171H216V170H214V167L213 168H211V167L216 166L217 164L219 165L218 167H220L223 162L221 161V158H219L218 156H222V158H223ZM177 156L179 158H177ZM185 156H187V157H185ZM173 157H175L176 161L179 163V166H178V168H180L179 170H178V168L175 170V168H176L175 165L176 164L178 165V163H176V161L174 160ZM138 158L139 159L144 158L143 159L144 161H141V162L137 161ZM186 158H188L189 160L186 161L185 160ZM204 158L205 159L207 158L206 161ZM154 160L155 161L158 160V161L155 163ZM219 160L222 163H219L220 162ZM121 161H123V158ZM131 161H132V164L130 163ZM152 161L154 162V165H152V163H153ZM142 162L144 163L143 165H142ZM208 162H209V164H208ZM214 162H215V164H214ZM135 163H136V165H135ZM203 163L205 164V166L212 165V166H210V168L212 170L207 168L204 171V168H206V167L203 166V169H202L201 168L202 166H200L201 164L204 165ZM210 163H213L214 165L210 164ZM129 164H130V166H128ZM132 165H135V166H133L135 173H133L130 170V168H132L131 167ZM150 166H155V168L150 167ZM190 166H191V168H194V169H192V170L189 169L188 167H190ZM246 166H248L250 168H248ZM128 167H129V169H128ZM145 167L146 168L148 167L147 169H149V171ZM144 168H145V170H144ZM187 168L189 169V171ZM253 169H255V170H253ZM202 170H203V172H202ZM206 170H208V171H206ZM177 171L178 172L183 171V172L178 173ZM238 171L241 173L242 176L237 175L239 173ZM257 171H259V172H257ZM126 172H127V174L133 173V175L132 176L129 175V178H128V176L125 175ZM236 172H238V173H236ZM139 173H141V174L143 173V175L147 174V176L143 177V175H140ZM184 173L185 174L187 173L186 175H188V173H189V175L186 177V175ZM148 174L149 175L152 174L153 176L152 175L149 176ZM183 175H185V176L182 177ZM197 175H199V176L201 175L202 178L201 177L199 178ZM247 175H249L250 177H247ZM125 176H127V179L125 178ZM141 176L143 177L144 180H141L142 179ZM130 177L132 178V180ZM135 177H137V178H135ZM179 177H180V179H179ZM208 177L209 178L211 177V179H208ZM122 178H125V179L123 180ZM204 178H205V180L207 178L208 182H207V180H206V182H204L203 181ZM212 178H213V180L215 179V181H213ZM116 179L117 180L119 179V180L117 181ZM122 180L124 181V183L122 182ZM126 180H127L128 184H127ZM211 180H212V182L209 183V181H211ZM216 180L219 183H217ZM254 181H256V179ZM147 182H146V184H147ZM173 183H174V185H173ZM214 183L216 185H214ZM207 184H209V185H207ZM211 184L214 186H212ZM131 185L133 187H131ZM136 185H137V181H136ZM198 185L200 186V188L198 187ZM258 186H260L261 189ZM201 187H204V189ZM170 188L175 190L174 192L173 191L172 192L175 193L176 196H175V194L173 195V193L171 195V189ZM231 188H233V189H231ZM197 189H199L201 191H199ZM195 190H197L199 192H197ZM263 191H261V192H263ZM200 192L204 195L203 199H200L203 197V195L199 194ZM195 193L197 194V197L199 199L195 196L196 195ZM17 194L18 193L15 192V195H17ZM104 196L105 195H103V197ZM174 196H175V199H174ZM230 198L233 200H231ZM181 200H182V202H181ZM194 200H195L196 204L194 203ZM200 200H201L202 205H204L205 204L204 202L207 201L206 202L207 203L206 208H207V205H209L208 210H206L205 207L202 206L200 204V202H198ZM194 204L197 207V211H198V207L201 208V209L199 208V211H198L199 214L202 215L205 211L204 218L202 216H200V217H202V219L207 218L205 223L203 221H201V219L198 220L200 217H199V215H197L198 214L197 211H195L196 208L194 209V207H195ZM225 204H226V206H225ZM218 206L219 207L222 206L221 209ZM64 207H66V205ZM215 207H217V210L219 208L220 211H218V213L216 210L212 209ZM61 209H62V206H61ZM193 209H194V214L196 213L195 215H192L193 213L191 210H193ZM211 209L213 211H215V215L212 213ZM225 209H227V211H226L227 214L224 211ZM228 209L229 210L232 209V210H230L231 213H229ZM127 210H129L128 213H127ZM209 210L211 211V213ZM190 211H191V213H190ZM202 211H203V213H202ZM207 211H209L210 214H213L212 216H215V217L211 216L212 218H216V219H214V220H212V218L208 219V217H210V215H208ZM144 213L147 214V212H144ZM144 213H143V215H144ZM187 215H188V217H187ZM196 215L199 218H197ZM216 215L219 217L221 216L220 219ZM227 216L229 219H227ZM195 218H197L198 224H197V222H195V221H197V220H194ZM224 218L226 221L228 220L229 223H228V221L227 222L223 221ZM187 219L189 222L187 221ZM190 219H191V221H190ZM260 219L263 221H261ZM208 220L211 222L212 221H214V222H212V224L210 222L207 223ZM221 220L223 222H226L227 225L224 224ZM161 222H162V224H161ZM169 222H172V223L174 222V223L171 225V223H169ZM183 222L185 225L188 223V228L186 227L187 225L184 226ZM190 222H191V224H190ZM142 223H144V222H142ZM166 223L170 224V225L167 226ZM236 223H237L236 226L237 227L239 226V228L236 227L235 229L236 230L238 229V231H240L242 233L239 235L238 233H240V232L237 231V235H239L240 237L236 235V238H238V240H240V242L239 241L237 242V239H236L234 242L235 244H233V246L226 245L227 247L224 245H223V247H221L222 246L221 244H217L214 242L217 239L216 238L217 236L219 237L220 234L223 235L226 232V230L230 227V225L235 226ZM177 224L178 225L180 224L179 225L180 227H176V226H178ZM245 224H247V225L245 226ZM160 225H162V227H161L162 230L158 229V228H160ZM192 225H196L197 226L196 228L199 229L198 230L195 228L194 235L190 236V234L188 232H185V233L189 234V236H185L188 234H185L184 231H181V232L179 231V230L189 229ZM209 225L212 227L213 230L209 227ZM204 226L205 227L207 226L210 229L207 228L208 230H206V228ZM247 226L249 227L250 230L249 229L247 230L245 228ZM128 228L129 229L131 228L130 230L133 232H134V228H136L138 230V236L140 237L139 242L141 245H143L144 249L142 248L140 250L137 245L130 242L133 240L131 238V235H129V234H132L133 232H131ZM171 228L172 229L175 228L177 230L173 229V231L175 230L173 232ZM215 228H216L217 232H216ZM241 228H244L245 231H243V229H241ZM137 230H135V231H137ZM127 231H129V232H127ZM154 231H156V233ZM158 231L160 234H157ZM161 231L164 232L163 234L166 235L168 239H166V236H163V234H161ZM176 231L178 232V234L176 233ZM218 231H219V233H218ZM126 232H127V234H126ZM142 232H146V233L142 234ZM170 232H171V234H170ZM199 232H201V233H199ZM205 232H206V234H205ZM220 232H222V233H220ZM246 232H249V234L248 235L245 234ZM147 233L149 235H147ZM151 233L155 234V236ZM197 233H198V236L196 235ZM214 233L216 236L214 235ZM183 234H185V235H183ZM200 234H202V235H200ZM150 235H153V236L149 240L148 237H150ZM159 235L162 236V238H165V240L160 238ZM195 235H196V237H195L196 239L193 237ZM178 236H181V238H179ZM67 237L68 236L62 237L61 239L57 238V240L59 239L60 241H63V240H66ZM142 237H144V238L147 237V239H144ZM153 238H154L155 243L153 242ZM190 238L191 239L193 238V241ZM212 238H213V240H212ZM142 239H144L145 241L144 240L142 241ZM174 239H176V240H174ZM187 239L188 240L190 239L191 243H189V241L187 243V241H186ZM250 239H251V241H250ZM128 240L130 243L128 242ZM194 240L196 242H194ZM261 240L263 243L259 244V242H261ZM148 241L150 242V244ZM151 241H152V243H151ZM166 241H167V243H166ZM169 241L171 243L170 244L171 246L168 245ZM184 241L188 245H186V243ZM210 241L211 242L213 241L211 243V245L207 244L208 248L207 249L203 248L204 244H206L207 242L209 243ZM176 242H177L178 246L176 245ZM203 242H204V244H203ZM131 243L133 246H130ZM178 243L179 244L181 243L183 246L179 245ZM201 244H203V245H201ZM214 244H217V245H214ZM254 244H255V246H254ZM83 245L84 244H82V246ZM173 245H175V246H173ZM192 245H194V246H192ZM256 245H257V247H256ZM180 246H182V248ZM240 246H241L243 251L241 250ZM209 247H210V249H209ZM258 247L260 249H258ZM128 248L130 250H127ZM212 248H214L215 250L213 249V251H211ZM84 249L82 251H84ZM134 249H135V251H134ZM170 249H171V251H170ZM172 249H173V251H172ZM183 249H185V250L182 251ZM255 249H258L259 251L255 250ZM113 250H114V248H112L111 252ZM137 250L140 252L142 251V256L140 255V252H137ZM240 250H241V252H239ZM148 251H150V253ZM129 252H130V255H132V254L133 255L130 256ZM205 252H207L208 254H206ZM209 253H211V254H209ZM111 254H113V253H111ZM125 254H127V255H125ZM219 254H221V255H219ZM128 255H129V257H128ZM229 255H231V256H229ZM113 256H115V255L113 254ZM201 256H202V258H201ZM22 257H23V255L21 254V258ZM142 257H143V260H142ZM255 257H256V255H255ZM130 259H131V261H130ZM186 259H187V257H186ZM245 260H246L245 264H249L250 261H251L250 264H256L259 262L258 260H260L259 264H261V263L264 264V261L261 259H258V258L257 259L255 258L254 261L249 260V259L248 260L245 259ZM128 261H130V263ZM79 262H80V260H79ZM161 263L166 264L167 262L166 261L159 262V264H161ZM94 264H103V263L100 260L96 259L94 261ZM134 264H136V263H134ZM238 264H241V263H238Z\"/></svg>","mask_w":264,"mask_h":264}]
</instances>
